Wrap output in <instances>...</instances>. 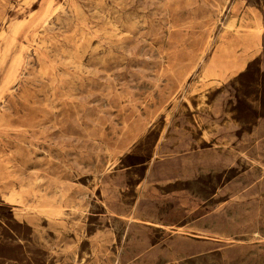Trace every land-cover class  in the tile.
<instances>
[{
	"label": "rangeland",
	"instance_id": "1",
	"mask_svg": "<svg viewBox=\"0 0 264 264\" xmlns=\"http://www.w3.org/2000/svg\"><path fill=\"white\" fill-rule=\"evenodd\" d=\"M0 264H264V0H0Z\"/></svg>",
	"mask_w": 264,
	"mask_h": 264
},
{
	"label": "bare ground",
	"instance_id": "2",
	"mask_svg": "<svg viewBox=\"0 0 264 264\" xmlns=\"http://www.w3.org/2000/svg\"><path fill=\"white\" fill-rule=\"evenodd\" d=\"M225 6V5H224Z\"/></svg>",
	"mask_w": 264,
	"mask_h": 264
}]
</instances>
